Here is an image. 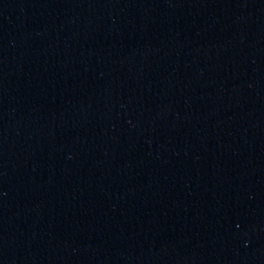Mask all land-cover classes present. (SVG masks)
I'll return each instance as SVG.
<instances>
[{"label": "water", "instance_id": "water-1", "mask_svg": "<svg viewBox=\"0 0 264 264\" xmlns=\"http://www.w3.org/2000/svg\"><path fill=\"white\" fill-rule=\"evenodd\" d=\"M0 264H264V0H0Z\"/></svg>", "mask_w": 264, "mask_h": 264}]
</instances>
